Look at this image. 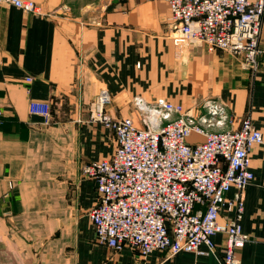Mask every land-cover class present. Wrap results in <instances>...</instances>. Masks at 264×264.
<instances>
[{
  "label": "crops",
  "instance_id": "obj_1",
  "mask_svg": "<svg viewBox=\"0 0 264 264\" xmlns=\"http://www.w3.org/2000/svg\"><path fill=\"white\" fill-rule=\"evenodd\" d=\"M32 1L40 14L0 5L3 250L21 255L24 264H223L221 235L213 237L208 256L154 251L141 257L129 247L115 252L95 242L88 213L98 195L82 168L115 150L112 132L90 119L93 98L106 90L110 115L135 123L136 97L185 108L212 99L232 116L227 129L251 120L263 142L249 154L254 177L244 191L240 222L249 242L236 255L240 264H264V15L258 68L251 73L237 58L200 43L175 57V25L162 0ZM33 100L49 103V124L30 115ZM202 140L192 135L189 143ZM232 215L222 212L220 220Z\"/></svg>",
  "mask_w": 264,
  "mask_h": 264
},
{
  "label": "built area",
  "instance_id": "obj_2",
  "mask_svg": "<svg viewBox=\"0 0 264 264\" xmlns=\"http://www.w3.org/2000/svg\"><path fill=\"white\" fill-rule=\"evenodd\" d=\"M162 1L175 25V57L200 43L209 52L237 58L243 70L257 71L264 0ZM0 5L41 13L32 0H0ZM110 104V94L100 90L90 119L112 132L114 153L82 168L98 195L88 213L95 242L115 252L129 247L141 257L154 251L208 256L215 250L213 237L221 235L223 264H240L236 251L249 242L240 224L244 191L254 177L249 154L262 144V133L248 117L238 128L227 129L232 116L223 104L208 98L185 108L163 98L145 104L136 97L137 123L111 116ZM29 113L42 117L44 124L51 122L47 102L31 101ZM1 117L0 111V123ZM192 135L203 140L189 143ZM222 212L233 215L221 221Z\"/></svg>",
  "mask_w": 264,
  "mask_h": 264
},
{
  "label": "rangeland",
  "instance_id": "obj_3",
  "mask_svg": "<svg viewBox=\"0 0 264 264\" xmlns=\"http://www.w3.org/2000/svg\"><path fill=\"white\" fill-rule=\"evenodd\" d=\"M134 110V109H133ZM135 111V110H134ZM136 117L138 119L139 113L135 111ZM139 124V123H138ZM139 126V125H137ZM16 244L19 242H15ZM4 244L0 242V264H24L23 263V257L21 255L16 254H10L9 252H5Z\"/></svg>",
  "mask_w": 264,
  "mask_h": 264
}]
</instances>
